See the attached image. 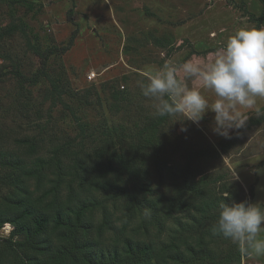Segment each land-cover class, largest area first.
Returning a JSON list of instances; mask_svg holds the SVG:
<instances>
[{"label": "rangeland", "instance_id": "374dc122", "mask_svg": "<svg viewBox=\"0 0 264 264\" xmlns=\"http://www.w3.org/2000/svg\"><path fill=\"white\" fill-rule=\"evenodd\" d=\"M262 12L260 0H0V31L11 23L22 28L0 41V212H12L11 199L22 196L7 159L20 158L27 169L44 159L38 177L21 176L25 191L50 214L97 200L88 214L95 247L121 249L125 238L158 252L172 242L182 252L202 244L215 262L201 264H264L213 233L221 201L264 204V174L254 171L264 169V97L238 109L244 125L226 139L212 132L214 113L199 124L179 114L161 120L158 101L141 91L144 73L165 63L179 67L195 57L206 70L215 58L210 53L242 26H255L250 17ZM177 76L209 104L216 99L202 80ZM203 149L215 156L194 158ZM255 157L262 159L253 164ZM116 160L139 167L136 195L134 182H119L118 175L105 182H117L129 197L90 182L101 176L97 163ZM201 177L209 178L212 215L193 209L199 198L185 188ZM165 198L151 210L149 201ZM168 200L177 204L168 208ZM0 264H15L3 241Z\"/></svg>", "mask_w": 264, "mask_h": 264}, {"label": "trees", "instance_id": "16d2710c", "mask_svg": "<svg viewBox=\"0 0 264 264\" xmlns=\"http://www.w3.org/2000/svg\"><path fill=\"white\" fill-rule=\"evenodd\" d=\"M260 2L263 5V12L258 17H250L255 26L264 23V0H260ZM19 30L22 28L12 23L9 24L3 32L0 31V41L7 40ZM53 52H48L45 61ZM160 118L161 120L164 119V117ZM28 145L34 148L32 144ZM214 156L215 150L211 152V149H203L196 152L194 158H211ZM4 164L18 171L17 176L13 179L16 185L20 186L22 193L21 197L11 199L14 207L12 212L8 214L0 212V228L5 225L12 227L10 235L5 238L0 237V241H3L14 253L15 264H201L206 260L214 261L212 259L213 253L210 254L206 251L202 244H199L198 248L188 246L185 252H182L176 243L172 242L166 250L158 252L146 242H134L125 238L121 249L118 246L95 247L89 241L93 221L88 219V214L94 208V204L96 205L97 200H93L94 202L83 201L72 209L57 208L52 214L40 211L36 204L31 201L30 194L25 191L21 176L23 175L27 179L38 177L44 170L46 161L37 159L33 167L29 169L26 168L25 162L20 158L7 159ZM97 164V170L101 176L99 180L95 178L90 181L96 188L99 187V189L106 191L109 188L115 189L119 196L129 197L127 190L118 185L117 182H105L110 174L120 176L119 182H123L122 180L125 182L133 181L135 184L133 195H136V190L140 188L138 184L143 185L138 182L139 167L136 165L120 160H116L115 165L111 163ZM208 180V177H201L197 183H188L185 186L187 191L195 193L199 198L193 209L207 215L216 206L214 200L205 194ZM166 200L165 198L163 201H149V206L151 210L158 211ZM168 203V208L177 204L176 201L172 200H168ZM144 218H150V214L145 213ZM105 225L106 222L100 224L97 230L102 233ZM50 234H55V241L52 240Z\"/></svg>", "mask_w": 264, "mask_h": 264}, {"label": "clouds", "instance_id": "9594fccd", "mask_svg": "<svg viewBox=\"0 0 264 264\" xmlns=\"http://www.w3.org/2000/svg\"><path fill=\"white\" fill-rule=\"evenodd\" d=\"M210 55L215 58L206 70L193 57L179 67L165 63L145 72L148 83L141 91L145 98L158 101L154 107L160 117L179 114L199 124L206 113H214L213 134L228 139L233 130L244 125L246 117L238 109L250 108L256 97H264V24L242 26ZM180 71L202 80L216 99L209 104L200 90L183 86L177 76ZM261 159L255 157L251 163ZM254 171L264 174L261 168ZM218 208L213 233L230 239L243 255L264 257V238H260L264 233V204L221 201Z\"/></svg>", "mask_w": 264, "mask_h": 264}, {"label": "built area", "instance_id": "2783aa9c", "mask_svg": "<svg viewBox=\"0 0 264 264\" xmlns=\"http://www.w3.org/2000/svg\"><path fill=\"white\" fill-rule=\"evenodd\" d=\"M10 227V229H8ZM12 231V227L10 225H5L2 228H0V237L5 238L10 235Z\"/></svg>", "mask_w": 264, "mask_h": 264}]
</instances>
